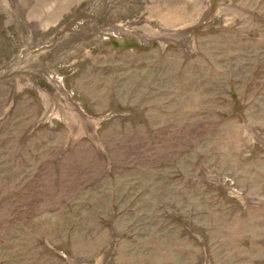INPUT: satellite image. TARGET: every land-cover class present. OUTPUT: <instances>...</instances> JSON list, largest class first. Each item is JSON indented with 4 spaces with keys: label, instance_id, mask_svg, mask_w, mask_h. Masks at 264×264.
<instances>
[{
    "label": "rangeland",
    "instance_id": "rangeland-1",
    "mask_svg": "<svg viewBox=\"0 0 264 264\" xmlns=\"http://www.w3.org/2000/svg\"><path fill=\"white\" fill-rule=\"evenodd\" d=\"M0 264H264V0H0Z\"/></svg>",
    "mask_w": 264,
    "mask_h": 264
}]
</instances>
